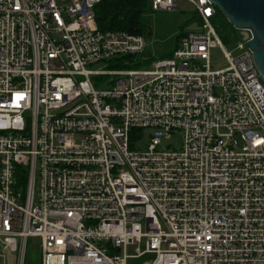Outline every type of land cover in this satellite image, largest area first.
<instances>
[{"label":"built area","instance_id":"1","mask_svg":"<svg viewBox=\"0 0 264 264\" xmlns=\"http://www.w3.org/2000/svg\"><path fill=\"white\" fill-rule=\"evenodd\" d=\"M102 1L0 0V264H26L30 238L40 264H264V80L247 41L223 44L208 0H148L200 25L146 63L144 36L98 29ZM174 133L181 148L160 150Z\"/></svg>","mask_w":264,"mask_h":264},{"label":"rangeland","instance_id":"2","mask_svg":"<svg viewBox=\"0 0 264 264\" xmlns=\"http://www.w3.org/2000/svg\"><path fill=\"white\" fill-rule=\"evenodd\" d=\"M193 9L189 5L179 4L176 11H151L149 6L141 15L142 23L145 27L144 36L147 42L146 54L147 62H152L166 58L172 53L177 45V38L183 32L193 31L196 25L192 24L191 13ZM218 23V21H217ZM216 30L217 25L214 23ZM236 31V30H235ZM238 31L236 35H229V43L225 44L232 48L239 40ZM211 68L220 71L226 68L227 63L220 49L211 51ZM106 65L99 64L96 69L103 70ZM145 69V67H143ZM148 69V68H146ZM148 131H145L144 138L136 144L135 150H145L148 145ZM182 145V136L179 133L172 134L168 139L162 140L160 150H179ZM41 251L39 239H28L26 264H40ZM141 261H138L139 264ZM134 263V262H132Z\"/></svg>","mask_w":264,"mask_h":264},{"label":"trees","instance_id":"3","mask_svg":"<svg viewBox=\"0 0 264 264\" xmlns=\"http://www.w3.org/2000/svg\"><path fill=\"white\" fill-rule=\"evenodd\" d=\"M148 6V0H103L94 8L97 27L101 32H123L133 35H143L145 27L142 23L141 15L146 11ZM190 21L196 26L200 25V20L195 11L191 13ZM213 23H216L218 27L217 33L223 44L229 43L230 34L236 35V31L226 22L218 10ZM185 33L186 32L183 31L178 36L177 44ZM120 67L121 65L119 64L111 66L112 69ZM129 67L136 68L138 66L132 65ZM136 133L138 135H136ZM139 133L140 131H133L131 141H133L136 136L138 137Z\"/></svg>","mask_w":264,"mask_h":264},{"label":"water","instance_id":"4","mask_svg":"<svg viewBox=\"0 0 264 264\" xmlns=\"http://www.w3.org/2000/svg\"><path fill=\"white\" fill-rule=\"evenodd\" d=\"M239 32L264 80V0H208ZM250 32V38L247 33Z\"/></svg>","mask_w":264,"mask_h":264}]
</instances>
